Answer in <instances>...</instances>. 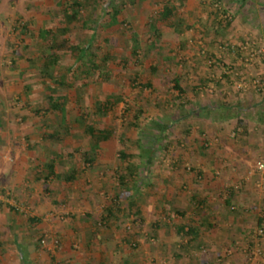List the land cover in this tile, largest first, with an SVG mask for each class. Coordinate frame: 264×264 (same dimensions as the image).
Wrapping results in <instances>:
<instances>
[{
    "label": "rangeland",
    "instance_id": "obj_1",
    "mask_svg": "<svg viewBox=\"0 0 264 264\" xmlns=\"http://www.w3.org/2000/svg\"><path fill=\"white\" fill-rule=\"evenodd\" d=\"M73 1L0 0V206L10 208L7 211L18 222L24 221L17 229L20 236L30 237L29 244L53 264H60L56 261L63 241L59 230L68 235L72 252L105 248L119 253V244L113 245L119 238L127 242L120 247L132 254L146 248L141 264H173L176 246L170 244L166 251L159 246L157 255L153 254L154 232L160 229L172 240L175 227L192 222V188L204 184L198 179L197 160L220 150L227 157L242 158L239 170L230 167L239 179L227 182V188L248 192L250 205L264 202V173L249 177L255 163L264 158V91L258 98H243L241 110L236 109L245 113L250 129L244 130L243 119H238L230 130L234 119L241 117L234 109L238 93L233 90L222 96L216 84L226 76L249 88L254 80H264V0H90L69 22L65 14L71 13ZM168 2L176 9L164 21L160 13ZM113 6L120 10L116 24L110 22ZM51 55L57 66L44 76L42 64ZM232 64H241L245 71L240 74L237 66L229 68ZM62 76H66L65 85H58ZM195 77L214 85L203 86V98L198 102L195 96V103L211 101L214 93L208 91L215 88L217 96L209 105L218 111L199 116L211 129L192 138ZM175 78L182 95L173 87ZM49 96L65 112L51 110ZM231 96L233 100L226 98ZM254 116L262 118L261 122L256 119V126ZM89 129L108 135L97 156L90 149ZM53 150L58 176L42 189L53 209L38 216L36 203L21 197L8 181L25 172L36 178ZM120 152L127 155L126 162L134 163L132 176L125 174ZM72 169L77 171L76 181L62 189V177ZM120 175L126 180L123 187L118 185ZM214 177L220 183L219 173ZM31 184L44 183L30 180ZM75 187L90 191L85 198L88 203L80 197L59 201L60 191L69 193ZM48 190L51 195H46ZM131 200L143 214L128 206ZM174 201L177 212L171 209ZM236 210L235 205L230 208ZM28 218H42L46 229L40 223H28ZM27 223L32 227L27 228ZM244 230L257 244L245 251L237 243L225 245L228 259L218 264H229V258L239 253L248 255L249 264H264L259 245L264 243V227L255 224L228 235L237 240ZM45 237L46 247L41 244ZM174 237L178 250L192 253V242L179 233ZM98 238L108 244L85 246ZM54 239L56 247L51 246ZM196 251L198 260L208 253L205 246ZM185 263L192 264V258Z\"/></svg>",
    "mask_w": 264,
    "mask_h": 264
},
{
    "label": "crops",
    "instance_id": "obj_2",
    "mask_svg": "<svg viewBox=\"0 0 264 264\" xmlns=\"http://www.w3.org/2000/svg\"><path fill=\"white\" fill-rule=\"evenodd\" d=\"M159 35V32L157 33ZM238 67V70L240 71V74H242L245 70L244 68H241V64H232L229 66V68L232 67ZM235 69V68H234ZM196 78V77H195ZM197 79V78H196ZM219 79V80H218ZM216 80V84L219 85V93H222V96H225L227 94L226 92L233 91L238 93V97L236 98V103L234 109L241 110V105H239L240 102H244V100L251 99L252 97L255 98V96L258 98L259 95H263L262 90H255L254 88H249L247 91L239 90L237 87L239 84L244 82H239L233 78H228V76L222 78H218ZM214 81V80H212ZM227 81V83H225ZM211 88L213 84L205 82L204 80L198 78L197 81L192 83V138H194V134L201 133L202 130H208L209 124L205 119H203L200 122L199 116H209L213 114L214 112L218 111V109L214 105H209L214 99L213 96L216 97V89L209 90L211 94L214 93L212 97V100L207 102H202L201 105H197L195 102H199L200 98H203L202 94V88L203 86H210ZM205 89V87H204ZM215 91V92H214ZM243 91V92H242ZM242 92V93H241ZM246 92V93H245ZM253 93V94H252ZM221 95V94H220ZM195 96L198 98L195 99ZM231 98L232 100L234 97H226ZM244 98V100H243ZM261 98V97H260ZM194 99V100H193ZM203 101V100H201ZM221 108V107H220ZM239 110V111H240ZM237 111V110H236ZM238 112V111H237ZM243 112V111H242ZM241 111L238 112L241 114V117L234 119L233 121V127H230V130L234 129V126H236L239 122L238 119H243V124L245 128L244 130L250 129L249 123L246 121L247 118H245V113H242ZM238 113H236L238 115ZM256 119L257 122H261L262 118L255 116L253 117V123L256 126ZM198 122V124H196ZM238 122V123H237ZM200 123V124H199ZM206 123L208 125H206ZM232 123V122H231ZM241 123V122H240ZM247 123V124H245ZM194 125V126H193ZM211 129V128H210ZM238 129V128H237ZM243 131V129H242ZM205 137V134H203ZM106 141H101L98 144V147L96 150H93L92 143L91 145V151L94 155L95 152L98 153L101 151L103 146H101L102 143H105ZM210 146H212V143L209 142ZM216 145V144H215ZM207 146V144L205 145ZM32 148V147H31ZM195 148V147H194ZM229 148H226L228 150ZM56 151H49V157H47V160L44 161L45 164L43 166L42 171L40 175H36V178L25 176V173L14 175L15 177L11 180L8 178V183L13 186V190H16V188L19 189L18 193L21 195V197H26L27 199L31 198L29 201L31 203H36V211L38 212V216H45L47 211H50L53 209L52 206H50V203H47L49 201L42 195V189H45L48 187L45 183L49 184L51 180L55 179L58 175H56V161H57V154ZM220 154L218 157L217 154ZM222 154H225L223 150L217 151L216 153H211L208 156H206L205 160H197L195 163L199 167L198 170V179H202L204 181L203 186L192 188V222L186 225H180L178 227H175L176 234L174 235L173 232H171L172 240L171 238L164 237V232L160 229L155 230V235H157V243H155V248L153 249V254L157 255L156 252H158L159 246H164L162 249H169V245L176 246L173 257V264L178 261L177 264H186L189 259L192 258V264H218L222 261H225L228 259L224 254V249L226 248L225 245H233L237 243V245H240L241 250L245 251L244 249L247 246L251 247V244H257V241L254 239L253 236H249L248 230L244 233H240L239 239H235L234 236L228 235L229 231L233 233V230L235 232L241 231L243 229L247 228H253L254 225L263 226L264 227V202L261 203H255V201L252 202L250 205V202L248 200L249 193L245 191L238 192L228 189L227 187L230 185L227 182L229 181H235L239 179V175H235L232 172L235 170L230 169V167H237V170L240 169V166L243 165L242 158L237 159L234 156L227 157V154L225 156H222ZM229 153V152H227ZM47 154V152L44 151V156ZM239 154H242V152H239ZM97 156V154H95ZM224 157V158H221ZM241 157V156H239ZM90 158L89 160L91 161ZM193 160V159H192ZM107 161L106 159L104 162ZM227 162H230L229 164ZM129 165L130 167L133 166L132 160L125 163ZM124 164V165H125ZM53 166V173H49V166ZM146 165L150 166L152 165V160L150 158L147 159ZM149 168V167H148ZM220 169L219 171H217ZM77 171L72 169L70 174H67L62 177V180L64 183H62L61 188H66V184H70L71 182L76 181ZM35 173V172H34ZM32 173V174H34ZM38 173V174H39ZM221 176L220 183L216 182L214 179V174H218ZM264 172L258 173L255 172V170L252 168L251 174H249V177L254 174H263ZM132 175V174H131ZM72 177L71 180H69V177ZM57 179V178H56ZM193 179V175H192ZM213 179V180H212ZM30 180H37L38 183H44L42 186L39 185H33L29 186ZM245 180H249V178H245ZM29 186V189H28ZM52 186L51 188H53ZM50 188V189H51ZM17 189V190H18ZM32 189V190H31ZM29 191V192H28ZM47 191V190H45ZM49 191V190H48ZM84 190H81L77 187L74 188L72 192L67 193L60 191L59 192V201L61 200H67L69 201H77L78 198H83L84 203H88V200H86V196H90L88 193L90 191L86 190L84 193H82ZM163 192V191H162ZM30 193V194H29ZM80 193V194H77ZM51 195L52 193L49 191L46 195ZM99 194V193H98ZM32 195V197L30 196ZM98 196V195H96ZM176 198V196H173ZM63 198V199H61ZM178 200V197H177ZM90 201V200H89ZM171 202V200H169ZM179 201V200H178ZM179 203V202H178ZM235 205L237 206V210L235 212L230 211V208ZM263 205V206H262ZM128 206L133 209V207L136 209L137 214H140V212L143 214L142 210L138 208L137 203L131 200L128 203ZM171 209L173 212H177V202H172ZM7 210H10V208L7 207ZM7 210L4 209V207L0 206V264H53L51 260L47 258L45 254H42L40 250H38V247L29 244L30 237L24 236V234L18 233L17 229L20 228V225H24V221L18 222L17 217H14L13 214L9 213ZM184 214V212H181ZM19 219V218H18ZM28 223H32V225H35L37 223L41 224V221L44 222V220L41 218H28ZM21 223V224H20ZM27 223V228L32 227V225ZM39 227V225H38ZM41 227L46 229L47 224L42 223ZM188 227H192V229H195V235L192 240H189L192 242V253L186 254L183 253V251L176 245V237L178 233L179 228H184L185 231ZM37 228V227H36ZM50 228V227H49ZM42 229V228H41ZM19 230V229H18ZM21 230V228H20ZM26 230V228H25ZM247 232V234H245ZM59 235L63 236L62 241V248L60 252L57 254L56 261L60 264H141L143 257L147 254L145 252L146 248H141V251L136 254H132L129 251H126L123 249L122 244L127 243L126 240L122 242L121 239L116 238L113 243V245L119 244V253H112L109 251H106L104 249H100L99 252H96L91 246L92 244L99 245L102 243V246L108 243H105V239L98 238L93 239V241L85 242V246L89 245L93 249H91L90 252H82V253H76L72 252L69 249V242L70 239L68 235H65V232L62 230H59ZM29 234V233H28ZM31 234V233H30ZM154 235V237H155ZM23 239L21 240V238ZM252 239V240H251ZM254 239V241H253ZM234 240V241H233ZM112 243H110L111 245ZM261 247H263L264 251V243L259 244ZM206 247L207 254L205 257H199V260L196 258L198 257L197 249ZM230 247V246H229ZM177 249V250H176ZM112 251L111 249H109ZM166 251V250H165ZM180 251V252H179ZM144 253V254H143ZM159 254V253H158ZM161 258V256L159 257ZM169 260V257L167 258ZM195 260L197 263H195ZM230 263L229 264H249L248 261H250L248 255L244 253H239L237 255H234L231 259L229 258ZM259 263V262H257ZM256 263V264H257ZM227 264V263H226ZM253 264V263H250Z\"/></svg>",
    "mask_w": 264,
    "mask_h": 264
},
{
    "label": "trees",
    "instance_id": "obj_3",
    "mask_svg": "<svg viewBox=\"0 0 264 264\" xmlns=\"http://www.w3.org/2000/svg\"><path fill=\"white\" fill-rule=\"evenodd\" d=\"M90 0H84L83 2L79 1V0H74L71 4H70V8L69 10L71 11V13L69 14L68 12H66V19L69 21V22H72V21H75L77 19V15H78V12H79V9L82 7V3H87L89 2ZM186 1V0H184ZM94 2V0H93ZM175 9L176 7L173 6L171 3H167L164 5L163 7V10L162 12L160 13V18L161 20H164V21H168L169 19H171L174 15V12H175ZM120 13V10L118 8H115V6L112 7V14H110V22L112 24H116L117 23V16L118 14ZM228 24H230V22H228ZM42 34H45L44 32H42ZM135 37V36H133ZM135 39V38H134ZM53 46V45H52ZM138 46L136 45L135 43V48L133 49V52L135 53L136 50H137ZM85 51V50H84ZM82 51V52H84ZM57 66V60H56V57L51 55V56H48L47 60H45V62L42 64V67H43V75L46 76L48 75V71L49 69L53 68ZM66 81V76H62V80L60 79V81L57 82V84L59 85H65V82ZM173 87L174 89L177 91V93L179 95H182L183 94V89L180 87L179 85V82H178V79L175 78L173 80ZM110 99H108L107 103L108 105L110 104L109 102ZM117 101H120L119 98H117ZM48 102H49V106H50V109L53 110V111H61V112H65L64 108L61 106V103L59 101H54V99L52 98V96H49L48 97ZM59 102V103H58ZM100 106V105H99ZM98 109H100V107H98ZM88 134L90 135V139H91V143H92V148L93 150H96L97 147H98V144L101 142V141H107L108 139V135L106 132H99L97 134H95V131L93 129H89L88 131ZM123 143V141H122ZM120 157L122 158V160L124 162H126L125 160L128 158L126 154H124V152H120ZM53 166L50 165L49 166V173L52 174L53 173ZM124 171H125V174L128 175V176H132L131 174L133 173V169L125 164V168H124ZM72 177L70 176L69 177V180H71ZM118 185L119 186H125V183H126V180H125V177L123 176H118ZM178 233L183 236L184 238H187V240H192V238H194V235H195V229H192V227H188L187 230L185 231L184 228H179L178 230Z\"/></svg>",
    "mask_w": 264,
    "mask_h": 264
},
{
    "label": "built area",
    "instance_id": "obj_4",
    "mask_svg": "<svg viewBox=\"0 0 264 264\" xmlns=\"http://www.w3.org/2000/svg\"><path fill=\"white\" fill-rule=\"evenodd\" d=\"M243 49H246V46L243 47ZM252 87L259 91V90H262L264 88V80H254L252 82ZM239 90H243V91H247L249 89V85L248 84H239L238 87H237ZM254 170L255 172H258V173H261V172H264V158L258 160L255 165H254ZM261 233V231H259ZM47 238H43L41 240V244L46 247L47 246ZM58 245V242L57 240H51V246L52 247H56Z\"/></svg>",
    "mask_w": 264,
    "mask_h": 264
}]
</instances>
